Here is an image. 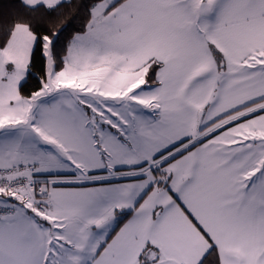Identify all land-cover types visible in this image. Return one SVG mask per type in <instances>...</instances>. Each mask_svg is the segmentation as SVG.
Returning a JSON list of instances; mask_svg holds the SVG:
<instances>
[{
  "label": "snow or ice",
  "instance_id": "obj_1",
  "mask_svg": "<svg viewBox=\"0 0 264 264\" xmlns=\"http://www.w3.org/2000/svg\"><path fill=\"white\" fill-rule=\"evenodd\" d=\"M71 3L0 4V264H264V0Z\"/></svg>",
  "mask_w": 264,
  "mask_h": 264
},
{
  "label": "trees",
  "instance_id": "obj_2",
  "mask_svg": "<svg viewBox=\"0 0 264 264\" xmlns=\"http://www.w3.org/2000/svg\"><path fill=\"white\" fill-rule=\"evenodd\" d=\"M80 2H81V0H72V3L70 5H68V6H66L65 9H62L61 12L62 13H65V14H69V13L70 14H76V12H77L76 5L79 4ZM9 3H10V0H0V4H3L5 6H7ZM3 11L6 12V13L11 14L15 10L5 7L3 9ZM62 19H63V17H61V18L58 19L56 17V15H53L52 20H51V23L53 25H55V26H59V24L62 23ZM46 26H48V25H46ZM78 26H79V24L77 23V27Z\"/></svg>",
  "mask_w": 264,
  "mask_h": 264
}]
</instances>
